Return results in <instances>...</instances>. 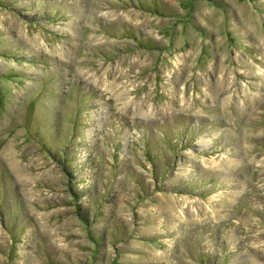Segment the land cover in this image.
Wrapping results in <instances>:
<instances>
[{"label":"rangeland","instance_id":"obj_1","mask_svg":"<svg viewBox=\"0 0 264 264\" xmlns=\"http://www.w3.org/2000/svg\"><path fill=\"white\" fill-rule=\"evenodd\" d=\"M0 264H264V0H0Z\"/></svg>","mask_w":264,"mask_h":264}]
</instances>
